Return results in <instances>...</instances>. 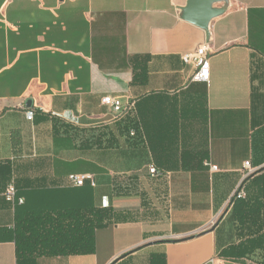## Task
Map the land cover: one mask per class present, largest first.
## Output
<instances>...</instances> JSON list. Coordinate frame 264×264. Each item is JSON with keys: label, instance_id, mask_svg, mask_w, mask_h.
<instances>
[{"label": "crops", "instance_id": "0c3cea01", "mask_svg": "<svg viewBox=\"0 0 264 264\" xmlns=\"http://www.w3.org/2000/svg\"><path fill=\"white\" fill-rule=\"evenodd\" d=\"M187 3L0 0V264H264V0L214 4L208 30ZM205 44L195 82L182 57ZM106 96L134 109L114 121ZM12 183L25 205L5 199ZM26 206L112 219L94 253H18Z\"/></svg>", "mask_w": 264, "mask_h": 264}, {"label": "trees", "instance_id": "16d2710c", "mask_svg": "<svg viewBox=\"0 0 264 264\" xmlns=\"http://www.w3.org/2000/svg\"><path fill=\"white\" fill-rule=\"evenodd\" d=\"M253 114L256 125L264 122V98H254ZM111 217L110 208L86 206L40 210L26 206L16 216L12 239L17 244L18 253L48 256L90 254L95 252L96 231L109 225Z\"/></svg>", "mask_w": 264, "mask_h": 264}, {"label": "built area", "instance_id": "2783aa9c", "mask_svg": "<svg viewBox=\"0 0 264 264\" xmlns=\"http://www.w3.org/2000/svg\"><path fill=\"white\" fill-rule=\"evenodd\" d=\"M210 49L211 48L207 44H205L198 47L195 51L188 52L183 55L182 59L184 63L193 66L195 69L192 81L208 82L210 80ZM102 102L104 105L108 106L111 109L114 121H122L127 116L128 112L134 109V103L122 102L121 99L112 96H106L105 98H103ZM35 115L36 113L32 109H29L26 112V117L30 121L34 120ZM137 135L138 129L137 126H135L130 131L129 137L133 138ZM247 166H250V164L247 163ZM213 168L217 169L216 167ZM150 173L153 176L161 175V172L155 167L150 168ZM69 179L74 187L84 186L87 180H90L92 185L95 186L94 178L91 175L73 174ZM5 199L7 200V202L13 205L24 203L23 198L17 197V189L13 183L8 185L5 192Z\"/></svg>", "mask_w": 264, "mask_h": 264}, {"label": "water", "instance_id": "95a60500", "mask_svg": "<svg viewBox=\"0 0 264 264\" xmlns=\"http://www.w3.org/2000/svg\"><path fill=\"white\" fill-rule=\"evenodd\" d=\"M225 1L227 0H188L187 5L182 9V18L190 24L208 30L210 23L225 12L223 8L214 7V4ZM28 104L31 107L32 101Z\"/></svg>", "mask_w": 264, "mask_h": 264}]
</instances>
